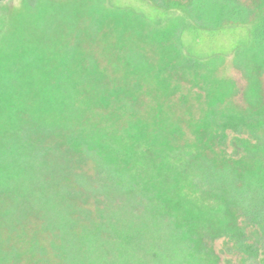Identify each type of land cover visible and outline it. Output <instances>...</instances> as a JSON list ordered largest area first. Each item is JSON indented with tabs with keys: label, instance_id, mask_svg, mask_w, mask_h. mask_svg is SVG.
<instances>
[{
	"label": "trees",
	"instance_id": "1",
	"mask_svg": "<svg viewBox=\"0 0 264 264\" xmlns=\"http://www.w3.org/2000/svg\"><path fill=\"white\" fill-rule=\"evenodd\" d=\"M82 1L91 5L92 26L110 17L116 31H133L159 48L163 62L153 71L130 49L122 84L99 90L102 74L93 62L85 71L87 57L78 46L64 39L49 46L38 38L49 0H18L19 12L0 0V264L23 257L61 264L71 246L76 264H220L213 249L218 240L241 264H264V112L227 109L235 85L212 69L226 57L237 66L246 57L264 66V0L249 6L241 0ZM33 9L29 45L22 26ZM143 23L150 32L142 31ZM171 52L178 56L175 68L191 73L203 93L204 109L182 143L179 127L161 110L143 117L124 100L139 85L129 78L144 74L167 96ZM86 86L96 107L129 113L120 132L102 118L100 125L84 126L87 109L78 96ZM84 154L96 158L95 178L76 172ZM42 171L53 185L58 175L62 188L25 182ZM87 181L105 200L94 219L77 204L87 200L89 190L81 188ZM45 188L64 202L59 214L43 202ZM116 198L130 215L122 226L106 215ZM31 216L51 237L45 246L36 232L29 238L25 231Z\"/></svg>",
	"mask_w": 264,
	"mask_h": 264
},
{
	"label": "rangeland",
	"instance_id": "2",
	"mask_svg": "<svg viewBox=\"0 0 264 264\" xmlns=\"http://www.w3.org/2000/svg\"><path fill=\"white\" fill-rule=\"evenodd\" d=\"M49 1L51 4L49 13H47L44 20L40 23V31H37L40 34L38 38H42V43H47L49 46H51V41H62L63 39L69 41V44L78 46L79 50L87 57V59L84 60L85 71L89 70L88 68L91 62H93V64L97 66V71L102 74V79L96 83L97 88H100L99 90H109L115 82L119 86L122 84L124 56L130 49L135 51L138 50L140 54L144 56V60L153 71L162 64L163 60L159 48L149 44L145 39L135 34L133 31L127 33H122V31L119 30L116 31L113 29L110 17L99 26H92L93 22H91V18L87 16V13L91 10V5L89 3L83 2L82 0H77V3L72 0ZM171 1L180 2L181 0ZM241 1L247 6L252 5L250 0ZM2 4L8 11H20L18 0H3ZM105 5L106 3L103 2L100 7L103 8ZM30 12L32 16L31 20L24 22V24L27 25L22 26L24 29V31H22L25 40L23 41L32 45L33 38H31V35L34 34V28L33 26H29L28 24L30 23L28 22L32 23L34 21L36 10L33 9ZM135 22L133 21L132 23L135 24ZM70 23L73 24V30H69L68 28ZM141 26L143 32L148 33L151 31V27L148 24L143 23ZM118 33H122L123 35L119 37ZM76 38H79V40L77 41ZM166 58L171 61L168 70V76L170 77L167 96H163L160 91L154 88L151 75L144 74L137 78H129L127 83L131 85L134 81H137L139 85L136 92L133 93V96L131 98H124V100L127 101V104L133 106L136 113L138 112V114L143 117L158 114V110H161L168 124L179 127L181 131L180 140L182 143L190 139V126L199 118L201 111L204 109L203 93L200 90L199 84H195L196 82H194L191 73L187 72L185 74L175 68V64L178 60V56H176L175 52H171ZM212 69L216 77L231 80L235 85L236 94L226 103L227 105L225 106L227 109L236 112H244L247 109L264 112V66L262 64L256 63L255 61L253 62L250 57H246L239 66H237L232 57H226L215 62ZM90 89L91 88L88 86L84 87V89L81 90V94L78 96L79 100L86 104L87 110L82 120L84 126L92 128L93 124L100 125V123L103 122L100 120V118H102L105 120L103 123L109 126L108 128L120 132L121 128L128 120L129 113L117 112L114 111L113 108L107 110L96 107L94 102L96 100L93 96L94 92L90 91ZM251 89L255 92L256 96L249 95ZM251 98L254 103H252ZM54 141L55 140H51V142ZM75 159L79 161L78 157H75ZM95 161L96 158L94 155L84 154L79 164H74L77 166L76 172L85 175L87 178H95L97 173L94 169V166H96ZM47 173V171H42L32 180V183L30 180H26L25 182L28 184L43 182V184L46 185L48 183L50 189L51 186L52 189H56L55 187L58 189L62 188V180L58 175L56 176L57 183L53 185L48 180L46 176ZM31 188L32 185L27 187L28 190ZM49 188H45L46 193L42 200L46 202L48 211L52 212V214L53 211L55 214H59V211L61 212L60 208L63 206L62 203L64 202L53 197L52 194H49ZM81 188L89 190L88 192L84 191L87 200L83 204L80 202L77 204L86 209L91 214V218L94 219L96 209H100L105 200L99 195H94V192L98 189L96 184L90 181L82 182ZM113 197L114 195H112L111 198ZM59 202L61 204H59ZM59 205H61L60 208L58 207ZM108 205L109 207L106 211V215H108L111 220L117 221L119 226H122L121 224L130 220L128 206L121 198H116L115 204ZM14 212L17 213V206ZM42 215L44 216V214ZM45 215L46 217L48 216L46 212ZM25 231L29 235V238L32 233L36 232V237L43 243V246H45L48 243L47 241L51 238L48 233L46 234L40 231V221L33 216L27 219ZM2 239L4 238L2 237ZM9 245H11V242ZM213 249L220 257V264H241L239 259L231 256L226 251L225 242L223 240L214 242ZM74 253H76V248L71 246V250L67 252V260L61 262V264H76V260L70 256ZM45 255V258L50 260V251L47 250ZM50 263L52 262L50 261ZM8 264L32 263L28 261L26 257H23L20 262L13 261Z\"/></svg>",
	"mask_w": 264,
	"mask_h": 264
}]
</instances>
